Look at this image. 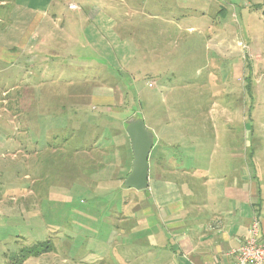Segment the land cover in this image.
<instances>
[{"label":"rangeland","instance_id":"obj_1","mask_svg":"<svg viewBox=\"0 0 264 264\" xmlns=\"http://www.w3.org/2000/svg\"><path fill=\"white\" fill-rule=\"evenodd\" d=\"M6 1V7L0 5L1 17L3 10L17 11L13 3ZM176 2L188 14L184 23L196 28L182 39L178 37L180 50L174 49L155 63L136 52V60L129 65L110 66L107 70L93 60L85 67L89 77L86 86L79 90L76 87L83 84H76L69 92L92 94L91 100L85 96L77 107L93 115L121 121L136 114L154 132L155 145L164 141L161 130L165 126L167 130L183 126L184 135L195 130L201 145L196 153L189 149L186 155L199 156L197 167L212 174L224 173L233 167L227 160L230 156L251 158L264 187V16L258 8L264 6V0ZM3 21L0 31L7 27ZM68 63L66 60V67L61 68L71 74L74 70ZM75 71L78 75L81 69ZM36 73L33 65L18 63L11 67L0 59V140L9 139L11 149H15L28 133L26 138L37 148L34 155L30 146L22 147L24 150L14 157L8 154L11 149L2 148L7 159H0V198L5 197L6 203L11 198V202L0 206V264H18L21 249L42 243H47L41 246L44 251L50 250L23 264H69L68 257L73 255L86 258L101 253V241L108 234L106 218L112 207L137 193L122 186L133 162L125 129L117 137L127 148L129 145L123 171V160L117 154L118 158L109 156L100 161L99 151L88 156L72 149L67 153L64 147L60 151L46 149L62 144L59 140L69 133L74 101L62 96L40 99L42 88H38ZM153 81L157 85L151 88ZM30 88L32 92L26 93ZM102 89L116 92V99L95 100L94 95ZM120 109L122 113H110ZM192 112L203 119L198 126L188 120ZM178 114L186 118L175 116ZM118 126L123 129V124ZM193 139L187 136L183 140ZM98 147L105 148L103 140ZM155 153L164 155L160 148ZM78 157L89 158V162L79 164Z\"/></svg>","mask_w":264,"mask_h":264},{"label":"crops","instance_id":"obj_2","mask_svg":"<svg viewBox=\"0 0 264 264\" xmlns=\"http://www.w3.org/2000/svg\"><path fill=\"white\" fill-rule=\"evenodd\" d=\"M176 1L9 0L17 11L3 10L0 16V24L3 20L7 24L0 31V59L11 67L18 63L33 65L38 88H42L40 99L62 96L74 101V117L85 118V108L76 107L85 96L91 100L92 94L69 91L76 84H83L76 87L79 90L86 86L89 77L85 67L93 60L96 66L107 70L110 66L129 65L136 60V52H141L155 63L174 49L180 50L178 37L195 32L196 28L184 23L188 14ZM7 3L4 0L0 5L6 7ZM71 5L76 9H71ZM66 60L73 67L71 74L61 68L66 67ZM75 69L81 72L77 75ZM46 83L51 86L45 88ZM151 84L155 87L157 82ZM115 93L102 89L94 99L115 100ZM190 115L192 125L202 123V118H196L197 113ZM175 116L186 118L185 114ZM161 131L164 141L154 144L152 151L160 148L164 155L154 156L151 151L149 188L136 191L127 201L122 198L115 202L106 218L108 234L101 241V253L86 258L73 255L68 257L69 264H232L255 221L260 223L264 238L263 177L257 173L255 162L232 155L227 160L233 167L227 172L208 173L197 167L201 163L199 156L186 155L189 149L196 153L201 145L196 139L197 131L184 135L183 126L168 130L165 126ZM187 136L194 139L184 142ZM26 137L15 143V149H11L9 139L0 140V159H7L2 148L11 149L8 154L14 157L24 150L22 147L30 146L36 155L37 148ZM105 147L117 149V144L109 141ZM116 153L117 150L111 157H117ZM5 199L0 198L1 207L10 205L11 198L9 203Z\"/></svg>","mask_w":264,"mask_h":264},{"label":"trees","instance_id":"obj_3","mask_svg":"<svg viewBox=\"0 0 264 264\" xmlns=\"http://www.w3.org/2000/svg\"><path fill=\"white\" fill-rule=\"evenodd\" d=\"M258 8L262 10V13L264 16V6H261ZM76 108H79V107H76ZM121 110H123V109H121ZM131 111H133V110H131ZM132 117H134L136 119L139 118L138 116H136V114L133 113V114H130L127 117V119H125L123 121L119 120L120 121V123H119V121H117L115 118H108L107 117L108 118L107 119L106 116H104V115H101V114L93 115L90 112H86L85 118L80 117V116H75V117L72 116L71 123L68 125L69 128L71 126L69 133L68 134L65 133L63 135L62 140H59V142L62 144H59L57 146L55 145L54 148H51L49 146V148L46 147V149L47 150L53 149L54 151H60L64 147L67 150V151H65L67 153H68L69 149H72L73 152H75L77 154L82 155V154L87 153L88 156H89V153L99 151V153H97V154L98 155L100 154L99 156H101V157H99L100 161L102 160V158L104 160L105 157H109V156L111 157L112 154H114V151L117 150L116 154L119 156V159L123 160V162L120 166V168H121L120 170L123 171L124 170V161L127 159L126 153L128 151L129 145H130L129 149H130L131 157L133 156V153H132L131 142H130L129 137L127 139L128 143H129L128 148H127V144L122 143V141H121V143H120V141H117V137H119L121 134H123L124 129L126 131V128L128 126V121ZM88 118H90V121L87 120ZM74 122L76 123L75 125L73 124ZM116 122H118V124ZM119 124H120V126L123 124V129H122V126L121 127L118 126ZM108 135L110 136V139H108ZM101 140H103L105 144L108 143L109 141L115 142L117 144V149L110 148V147H108V148L102 147L103 149L101 148L102 149L101 150L98 147V144L101 142ZM72 141L74 142V147L71 148L70 146H71ZM96 143H98L97 146H95ZM155 149L156 148H154L151 155H156ZM90 157H91V155H90ZM114 157H115V155H114ZM81 159H83L84 161ZM78 160H79V164L82 163L83 165H84V163H86V161H87V163L89 162V158L78 157ZM131 160L133 161V159H131ZM100 165L102 166L103 164H100ZM130 166H131V163H130ZM87 168H88V166H87ZM91 169H92V167H91ZM128 173L126 175H128ZM113 181H116L117 183H119L117 180H113ZM124 183H125V181H124ZM124 183H122V186H125ZM42 244L47 245V243H42ZM42 244H37V245H33L32 247L30 246L29 248L26 247V248L21 249L19 251L20 254L17 256L18 261H19L18 264H23L29 258L40 256L43 253H45L46 251H48V249L50 247L44 251L41 248Z\"/></svg>","mask_w":264,"mask_h":264},{"label":"water","instance_id":"obj_4","mask_svg":"<svg viewBox=\"0 0 264 264\" xmlns=\"http://www.w3.org/2000/svg\"><path fill=\"white\" fill-rule=\"evenodd\" d=\"M131 142L133 162L131 172L125 180V187L136 191L146 190L150 186L149 158L154 147V134L148 130L142 119L132 118L126 128Z\"/></svg>","mask_w":264,"mask_h":264},{"label":"built area","instance_id":"obj_5","mask_svg":"<svg viewBox=\"0 0 264 264\" xmlns=\"http://www.w3.org/2000/svg\"><path fill=\"white\" fill-rule=\"evenodd\" d=\"M70 8L76 9V6L71 5ZM149 87H153V84H149ZM232 264H264V238L261 237L258 221L252 225L247 239L237 250Z\"/></svg>","mask_w":264,"mask_h":264}]
</instances>
